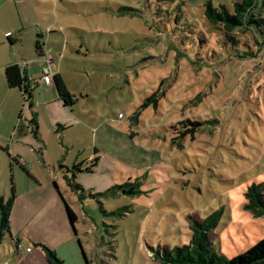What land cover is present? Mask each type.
Listing matches in <instances>:
<instances>
[{
	"label": "rangeland",
	"instance_id": "1",
	"mask_svg": "<svg viewBox=\"0 0 264 264\" xmlns=\"http://www.w3.org/2000/svg\"><path fill=\"white\" fill-rule=\"evenodd\" d=\"M22 1L25 31L41 30L72 104L38 87L31 108L13 90L0 109L28 172L0 153V196L11 182L18 196L0 264H45L36 244L64 264H163L215 211L218 255L264 237L243 208L246 189L264 186V8L249 12L259 31H226L206 4L232 13L242 0Z\"/></svg>",
	"mask_w": 264,
	"mask_h": 264
},
{
	"label": "trees",
	"instance_id": "2",
	"mask_svg": "<svg viewBox=\"0 0 264 264\" xmlns=\"http://www.w3.org/2000/svg\"><path fill=\"white\" fill-rule=\"evenodd\" d=\"M260 5L263 7H253V0H242L241 3L234 5L233 12L229 13L226 9L221 8V11L213 9L210 3L206 4L205 17L212 25H221L226 31H233L249 27L250 30H260L261 21L251 20L249 12L264 8V0H260ZM252 14V13H251ZM35 54L40 59L45 58L44 44L37 37L35 42ZM5 81L8 89L18 90L22 93V97L26 104L31 108L32 92L35 89H30L25 75L18 66H10L5 70ZM53 85L56 90L58 100L64 107L72 104V97L68 93L63 80L59 75L53 74ZM155 95L144 101L143 107H148L152 102H156ZM154 99V100H153ZM32 125L37 126L34 119L30 121ZM189 123V122H186ZM6 152L5 149H1ZM7 153V152H6ZM11 162L17 164L22 172L28 174L26 168L20 164L15 158H10ZM92 167V166H91ZM74 171H80V165L74 166ZM86 171L90 172V168ZM72 180H66L67 185L73 190H79V186L73 184ZM55 190L60 195L57 185L53 184ZM11 197L4 201L0 196V245L4 239V234H7L11 239L10 234V213L14 201V185L11 182ZM61 197V196H60ZM245 201L243 208L248 211L253 219L264 221V186L260 184H251L244 193ZM62 199V198H61ZM66 215L73 227L76 222V216L71 208L63 201ZM222 212L215 211L208 215L202 221H195L191 225V240L188 246L175 248L173 252H163L159 255V259L163 264H264V237L249 247L244 252L226 259L222 255H218L212 243V231L220 222ZM18 244V240L16 241ZM40 248L47 264H64L56 257V254L42 244H36Z\"/></svg>",
	"mask_w": 264,
	"mask_h": 264
},
{
	"label": "crops",
	"instance_id": "3",
	"mask_svg": "<svg viewBox=\"0 0 264 264\" xmlns=\"http://www.w3.org/2000/svg\"><path fill=\"white\" fill-rule=\"evenodd\" d=\"M22 2H23L22 0H0V109L2 108V106H4L3 104L7 103L8 100L11 98V94L13 91L8 89L6 85V81H5L6 68L10 66H18L26 78H31L36 81H39L42 73V68L44 66L43 60H40L36 56L34 50L37 37L41 38V34H40L41 30H37L35 32L31 31L32 33H26L25 31L27 29L26 20L20 11V5L22 4ZM48 31L50 30L48 29L47 32ZM44 52L45 55H47L48 50L45 46H44ZM53 74L59 75L62 79V76L60 75L59 72L53 70ZM46 88L55 90L54 85H51ZM54 94H55L54 97L56 98L55 101L60 102L58 100L57 93ZM32 119H34L35 121L36 115L35 116L33 115ZM15 128L16 127L14 126V122L8 125V127H5V125L0 126V140L3 141V143L0 142V153L6 154V160L8 162L9 170L13 169L12 168L13 163L11 162L10 158L17 159L20 162V164L23 165L22 159L18 156L21 154L16 150V147L11 148L10 146H7V143L11 139L10 133H13L12 130H15ZM22 137H23L22 139L26 138V136H22ZM1 149H5L7 153ZM15 165L17 166V164ZM17 168L21 173L22 171L20 170V168L18 166ZM29 193H32V191H29ZM17 202H18V196L16 195L15 198V193H14V201L11 212L15 209ZM10 229H11V221H10ZM27 254L30 257L34 256L32 251L28 252ZM27 258L28 256L26 257V259ZM39 263L41 264L40 261ZM45 264H47L46 260H45Z\"/></svg>",
	"mask_w": 264,
	"mask_h": 264
},
{
	"label": "built area",
	"instance_id": "4",
	"mask_svg": "<svg viewBox=\"0 0 264 264\" xmlns=\"http://www.w3.org/2000/svg\"><path fill=\"white\" fill-rule=\"evenodd\" d=\"M43 64L44 66L42 68V73L39 81L27 78L28 86L30 89H37L38 87H49L53 84L52 59L49 56L45 55Z\"/></svg>",
	"mask_w": 264,
	"mask_h": 264
},
{
	"label": "water",
	"instance_id": "5",
	"mask_svg": "<svg viewBox=\"0 0 264 264\" xmlns=\"http://www.w3.org/2000/svg\"><path fill=\"white\" fill-rule=\"evenodd\" d=\"M53 85V84H52Z\"/></svg>",
	"mask_w": 264,
	"mask_h": 264
}]
</instances>
